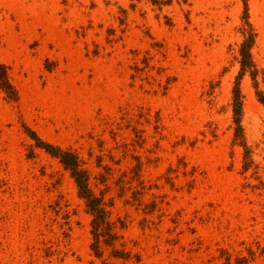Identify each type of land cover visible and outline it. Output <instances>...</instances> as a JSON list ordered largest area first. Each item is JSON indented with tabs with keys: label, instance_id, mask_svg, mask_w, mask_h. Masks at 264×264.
I'll return each mask as SVG.
<instances>
[{
	"label": "rangeland",
	"instance_id": "1",
	"mask_svg": "<svg viewBox=\"0 0 264 264\" xmlns=\"http://www.w3.org/2000/svg\"><path fill=\"white\" fill-rule=\"evenodd\" d=\"M0 65V264H264V0H0Z\"/></svg>",
	"mask_w": 264,
	"mask_h": 264
},
{
	"label": "trees",
	"instance_id": "2",
	"mask_svg": "<svg viewBox=\"0 0 264 264\" xmlns=\"http://www.w3.org/2000/svg\"><path fill=\"white\" fill-rule=\"evenodd\" d=\"M246 7V6H245ZM253 45V36L249 35L243 41L239 49L240 56V72L238 78L236 79V85L233 90L232 98V114H233V123L235 125V141L239 142L240 146L244 149L245 156H247V147L243 140L242 127H241V118H242V101L240 96V91L238 87L239 79L245 75L249 74L254 80L256 70L253 64L250 50ZM0 90H2L10 99H15L16 94L12 86L10 85L6 69L0 65ZM258 101L264 105V96L260 93H257ZM33 135V134H32ZM37 142V146L44 149L51 156L56 157L60 160V163L64 168L71 173V177L75 182V185L78 189L79 197L85 201L86 208L93 217L91 222V234L93 236V244L91 249L94 254L99 258L100 253V244L107 247H113L114 241L117 239L116 235L111 233L113 225L108 223L107 219L109 213L105 210L104 204H102L101 199L94 196L92 191L88 186V174L86 171L80 169V164L75 155L69 152H62L58 148H54L48 144L40 142L35 136H33ZM112 256L119 259H127L128 256L122 252L112 251Z\"/></svg>",
	"mask_w": 264,
	"mask_h": 264
}]
</instances>
